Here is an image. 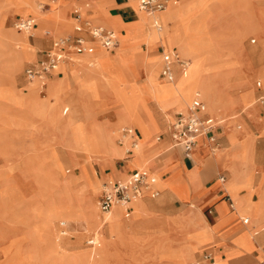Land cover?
I'll use <instances>...</instances> for the list:
<instances>
[{
	"label": "crops",
	"instance_id": "crops-1",
	"mask_svg": "<svg viewBox=\"0 0 264 264\" xmlns=\"http://www.w3.org/2000/svg\"><path fill=\"white\" fill-rule=\"evenodd\" d=\"M97 1L105 2L103 14H100V7L99 9L97 7V15L101 17L107 16V20L112 25L106 20L105 22L118 32L121 40V35L126 34V29L136 30V27L142 20L141 17L143 13L138 9L139 0H135L134 2H136V8L140 12V15L133 7L132 0H64L65 3H63L60 8L71 18H74L75 11L78 10L84 18L89 19L93 24L104 26L98 23L97 16H92L94 10L91 6H96ZM77 5H82L84 11L77 8ZM39 10L43 11V8L39 6ZM214 10L218 20L216 23L212 24V27L216 29L219 27L222 29L230 28L232 33L237 35L236 43L231 46H224V52L223 55L220 56V61L225 62L233 60L237 62V65L229 72L232 81L228 84H224V82H221L217 77L209 78L205 76L199 84L204 95L202 96L200 91H196L194 92V98L196 94L199 93L202 98L205 99L208 105L206 115L213 116L217 120V128L214 129L213 133L217 136L218 145L226 146L228 144V132L225 130L227 128L231 131V128H233L232 122L234 121L235 123V119L232 118V115L233 113H240L242 109L245 108L246 98L244 94L249 88L253 87L251 77L258 75L259 69L264 66V58H261L264 53V0H233L231 3L220 6L217 5V9L215 8ZM243 15H247L245 20L241 19ZM19 20L25 21L31 19L30 17H21ZM152 20L153 18L151 21ZM155 21L158 25L155 24L159 27L160 23L158 19ZM173 24L176 25V20L173 21ZM38 26L39 25L33 21L30 30ZM61 28L64 27L61 26ZM69 33H74V29ZM144 33L142 29V37ZM82 34L86 37H90L86 31L82 32ZM41 42L48 44L49 40L47 38L41 39ZM52 43L48 49L43 51V54H41L36 61L27 65L25 69L38 62L40 59L45 58L47 52L52 47ZM138 46L140 49H137L133 54L129 51L123 53V62L135 75L140 76V80H146V68L152 70L156 67L154 59L147 60V56L150 55L154 57L155 53L158 52L162 56L159 76L162 79V83L164 82L167 84L168 88L164 94H161V99H158L154 94L150 93L151 97L146 98L147 109L145 110L141 109L139 105L134 107L137 101L142 100V89L144 88L147 90L145 83L142 88L140 85L129 87L124 84V82L114 81L115 73L112 67L113 64L116 63V47L113 49H106L112 56L106 53L103 54L105 56L102 55L105 60V65L99 66L100 71H93L92 68L88 67L87 63L79 65L77 70L68 67L69 64L67 63L79 60V57H76L80 54H71L66 61L62 63L64 66L66 65L65 75L70 82L72 79L76 80L77 77L88 78L87 95L99 89L101 91L99 98L91 102L90 109L93 121L99 124L97 127L99 132H101L103 143L102 150L107 153V155L102 156V159L97 160L99 168L104 169V177L106 176L105 180L102 182V188L104 182L125 179L131 173L139 169H143L148 173L151 171L158 172L162 180L171 179L173 182H178V179H180L194 183L199 179L203 182L204 186L199 192H194L191 189L189 197L182 198L178 195L176 188L169 180L168 183H165L160 188L153 186V188L159 192L158 195L152 196L147 192L144 196L133 200L134 202L129 204V215L125 214L126 208H123L122 212L120 207H115L114 209L120 214L118 219V226L122 229V234L120 236H123V224H125L127 232L123 237V242L117 239L115 242L110 243V238L115 236H111L108 233L106 234V255L111 252L110 255L107 256L106 264H150L151 260H155L154 256L158 252L157 249L162 245L182 247L180 249L182 252L184 251L190 254L187 264L191 263L193 259L196 260L203 257V255L208 252L213 253L215 257L218 255L221 259H227L228 264H264V245H261L260 242L264 241V225L260 229L257 228L252 231L253 233L259 231L257 235L258 240H255V247L252 250H250V245L243 237L244 228H253L256 223L263 219L264 198L258 196L257 193L254 194L253 198L250 192L242 195L246 192V189L241 190V194H239L232 184L227 186L226 183L230 178V171L228 173L227 170L223 169L216 171L214 168L210 170L206 168L205 163L210 155V147H214V144L205 136L200 137V141H197L194 150L190 154H186L180 146L174 144L172 139V122L178 116L186 114L188 112V104H191V102H189L191 94L189 91H183L184 88L181 87L179 83L182 74L177 76L180 73L178 62L175 61L171 65V71L173 72L172 80L162 75L164 67L163 54L170 52L179 55L178 46L174 45L168 48L161 41L153 43L150 50L144 41H138L136 47ZM201 47H203V49L198 51L200 57L196 59L195 62L199 63L213 59L212 56L208 54L209 52L211 54L210 49L204 44H202ZM229 50L233 51L231 55L228 56L227 52H229ZM89 54L93 55L94 53ZM25 69L24 76L26 81L30 84L31 82L29 81H31V79L25 74ZM61 69L62 67L57 73L52 72L47 78L53 76L61 78V76L64 75V71ZM226 70L229 69H223L221 71L223 72ZM98 73L104 77H109L111 91L101 87L104 85V81L98 80L100 87L96 84V77H99ZM206 74H213V71H208ZM6 83H9L8 79ZM13 83L16 86L15 78ZM41 84L44 89L41 93H44L48 85L47 80L41 82ZM256 87L259 90H254V93L255 96L258 93L256 100L262 108L257 106L259 107V111H257L255 109L256 107H252L249 111L242 112L237 120L248 123L250 130L259 132L262 134L260 138H264V124H262V120L257 116V114L260 113L264 117V103L261 102V98H264V86L261 79L256 81ZM221 88L227 90L221 93ZM19 89L27 90L26 87ZM73 91L78 94L77 97L84 96L82 94V86L77 83L73 87ZM46 96H48L47 91L43 96L39 94V101H42ZM117 99L123 101L122 111H119L120 104L117 102ZM156 100L159 101L161 106ZM175 103L181 104V106L187 109L185 111L178 110L177 106L174 105ZM73 107L75 106L73 105ZM69 110V105H66L63 110L65 117L73 113L71 112L69 115H66ZM17 111L22 112V119L13 120L12 117ZM139 111L140 114L138 121H135L136 124L134 123L135 126L126 127L132 128L135 131V139L137 141L144 138V133L148 135L147 131L149 130V135L146 137L147 140L144 142L140 153L137 155L141 161L144 159L149 160L148 168H140L134 165L132 160L135 154V148L131 146V137H122V132L118 136L111 134L112 131L118 129L116 127L120 124H130V117L132 115H137ZM219 115L225 117V122L219 121ZM138 123L145 125L148 130H145L143 133ZM228 124L230 125L228 126ZM246 133V130L234 132L230 135V139L231 141L235 140L234 142L242 150L247 147L249 141L253 142V157L256 164L257 142L255 143L254 138H244ZM61 138H63V136L60 131L51 124H48L47 120L39 116L26 114L25 110L16 109L12 104L0 99V173H10V170L14 169L19 163L24 150L30 146H37V148L42 150H48L50 147L59 149L65 161V165L67 163L75 164L79 159H83L81 156H76L72 161L69 160L66 156L67 153L65 154L60 144ZM114 142L117 146H114ZM54 144H58L59 146L56 147ZM128 149H131L130 153L127 152ZM217 154H215V157H217ZM196 159H198L197 163L195 162ZM213 165L220 166L219 163L214 162V158L209 160V166ZM195 166L199 167L198 179H195V171H193ZM175 173L179 175L178 178L174 177ZM250 176L253 179V185H255L257 178L253 175V170ZM13 178L14 177L11 178V181L14 180ZM262 185H264V181ZM100 188L101 186L99 184L98 189L100 192L98 196H100L102 191ZM21 189H24V187H21ZM230 193H233L239 198L240 207L245 208L243 214L240 213L239 208L238 213L233 209L231 205L233 198ZM139 199L142 200L138 202ZM94 203L99 207L95 198ZM78 205L72 209V217L78 220L83 219V222H86L89 226L94 214L93 210L88 209L81 212ZM2 207H4V203ZM133 210L135 211L132 215ZM42 212H44V210ZM12 214L13 212L9 210L6 216L0 219V230L8 231V238L4 239L0 237V259L3 258V247L18 235L15 233L16 230L21 229V225L15 223ZM122 215L124 217H122ZM92 221H95V223L97 222L94 219ZM104 222L106 224L108 223L107 221ZM77 223L74 222V224ZM142 225H145L146 229L139 230L138 233H135ZM59 226V232L62 233L64 237L74 232V226L67 224L63 220H59ZM151 228L152 230L149 231ZM59 232L56 233V236ZM70 237L73 239L75 235L73 234ZM92 237H95L97 244H99V239L93 232L85 239L88 247L95 246H91L87 242L88 239ZM195 237L201 239L202 242H199ZM30 239L31 238H29V241ZM35 240H37V238L31 242L30 247L34 244ZM28 248H25L24 252ZM79 249L80 251L62 255L60 263L78 264V255L80 256V252L83 251L81 249H85V247L80 246ZM25 259L26 260L22 262V264H26L27 260H30L31 264H50L51 261L55 260L54 258L49 259L46 254L39 256V258L38 256H32L31 258L25 257ZM60 263L58 260L55 264Z\"/></svg>",
	"mask_w": 264,
	"mask_h": 264
},
{
	"label": "rangeland",
	"instance_id": "rangeland-1",
	"mask_svg": "<svg viewBox=\"0 0 264 264\" xmlns=\"http://www.w3.org/2000/svg\"><path fill=\"white\" fill-rule=\"evenodd\" d=\"M134 1L135 0H132V5L136 9V12H138L136 8V2ZM232 1L233 0H179L178 4L170 5L165 11L159 12L161 14L167 13L169 11V16L172 17V25L169 28V32L168 30H165L166 32L164 31L165 35H158L157 33L150 32L149 26L151 23H148L146 26V23L143 20L139 22L136 30L126 29V34L121 35L122 42L120 47L115 49L117 58L115 59L116 63L113 64L112 70L115 73V80L117 82H124V84L129 87H132L133 85L135 87L137 85L142 87L144 83L146 84L148 90L142 87V100L137 101L134 107L139 105L141 109H147L146 98L151 97L150 93L154 94L158 99H161V94H164L168 89L167 84L164 85V82L162 83V80H159V84L156 86V92H154L149 86L148 77L147 80H140V76L135 75L123 62V53H125V51H129L133 54L137 49H140L139 46L136 47L138 41H144L148 45L149 50L152 48L153 43L159 41L163 42L168 48L174 45L178 46L180 59L189 61V64L182 68V65L177 63L180 67V73L177 76L182 74L179 83L180 86L184 88L183 91H189L191 94L189 98V102L191 103L194 98V92L200 91L201 95H204V92L201 90L199 84L202 82V79L205 76L209 78L217 77L221 82H224V84H228L230 81H232L229 72H231L236 67L237 62L233 60L222 62L220 61V56L223 55L225 45L231 46L232 44L236 43L237 35L232 33L230 28L222 29L219 27L216 29L212 27V24L216 23L218 20V17L214 12V9H217V5H224L231 3ZM49 2H51V0H35L34 5L31 6L28 4L29 2L26 4L25 0H0V19L5 17L3 25H0V99L12 104V106H14L16 109L25 110L26 114L39 116L44 120H47L48 124L56 127L63 136V138H61L60 144L62 145L65 154L67 153L66 156L69 158V160L72 161V159L76 156H81L83 159H79V161L75 164L67 163L65 165V161L63 160L61 151L59 149L50 147L48 150H42L37 148V146H30L24 150L19 163L14 169L10 170V173H0V204L2 203L3 199L5 201L3 202L4 210L0 212V219L5 217L7 212L10 210L13 212L12 217H14L15 223L21 225V229H18L15 232L18 235L3 247V258L0 259V264H10L16 262L17 260H22V262H24L26 260L25 257L31 258L32 256H38L39 258V256L45 254L49 259L54 258L56 261L59 260L60 263L62 255L74 251H80V246L85 247V249H81L83 251L80 252V256L78 255V264H106L107 256H109L111 253L109 252V254L106 255V244H97L94 247H88L85 242V239L88 238L93 232L100 240V231L104 233L105 230H108L107 225H109L110 221V218L107 217L108 215L101 212L100 208L99 214L102 217H105V221L108 222L107 224L105 223L107 226H105L106 229H104L103 226L101 228H97L95 226V221H92L95 216L98 215L94 198L98 203V195L100 192L98 186L99 184L100 186L102 185V182L106 177H104V169L99 168V163L97 160L102 159V156L107 155V153L100 148L98 142H95L94 144L90 143L92 142V137L96 134L97 126L99 125L98 122L93 121L90 107L91 102L99 98L101 94L100 89L94 93L86 95L85 101L83 103H79L77 101L78 95L73 91V87L76 85L77 81L72 79L70 82V87L71 92L73 93L72 98L75 100L71 102L72 105H69L70 110L66 115H69L71 112H73V109H75L74 112L67 117L64 116V104H60V106H58L54 102H48L40 108L41 110H33L34 108H32L30 104H28L24 99L22 100V98L26 96V94H29V92L32 90V82L29 84L24 76L25 67L36 61V59L39 58L41 54H43V51L51 46L52 41L56 37L68 34L74 26L75 19L69 17L68 14L64 13L60 8V6L65 3L64 0H56V2L52 3L51 5L47 4ZM44 3L46 5L43 8V11H40L39 6ZM78 6L82 7V5H77L76 7ZM91 7L94 10L92 16L98 17V23H103L109 26L107 24L108 22L110 25H112L107 20V16L101 17L99 15V18L97 15V7L98 9L100 7V14H103V7L105 8L104 1H97L96 6ZM12 8L14 11H12ZM83 9L84 8L82 7V11H84ZM24 14L35 15L36 23L39 25L33 29L31 36L30 34L27 36L30 46L21 40H13L12 47H9L8 49L4 43V40L6 39V33H8L9 30L23 32V30H21L17 24L21 21L19 18H21ZM142 16L144 19L150 18L149 16L146 17V15L143 14ZM246 18L247 15H243L241 19L245 20ZM105 20L107 22H105ZM174 20H176V25L173 24ZM61 26L64 28H61ZM46 29H51L53 34L45 33ZM142 29L145 32L143 37L141 36ZM46 38L49 40V43H42L41 39ZM167 42L169 43L168 45L166 44ZM202 44L206 45L210 49L211 54L210 52L208 54L212 56L213 59L196 63L195 60L200 57L198 51L203 49V47H201ZM28 49L31 50V55H28L29 57L27 56V58L21 62V65L17 71H13L9 66H11L13 63L12 54L14 51H25ZM186 50H188L187 55L183 53ZM232 51L233 50H229V52H227L228 56L231 55ZM104 53L112 56L109 51L97 47L96 52L93 55L89 57H76L79 60L69 62L68 67H71L73 70H77L79 65L87 63L88 67L92 68L93 71H100L99 66L105 65V60L102 56ZM261 58H264V53L262 54ZM150 59H154L155 66L158 67L157 69L160 72L162 65L161 54L156 52L154 57L148 55L147 60ZM223 69L229 70L222 72L221 70ZM208 71H213V74H206ZM98 76L99 77H96V84H98V80L104 81V85L101 87L111 91L110 80L99 73ZM56 77L57 76H54L51 79H57ZM14 78L16 86L13 83ZM251 78L253 87L249 88L244 94V97L246 98L245 108L242 109L240 113H233L232 118L235 119V123L234 121L232 122L233 128H231V131L227 128L225 130L228 132V144L226 146L220 145V150L216 155L217 157H215V152H213L210 147V155L207 158L205 166L208 170L214 168L216 171H219L220 169L227 170L228 173L230 171V178L228 180L229 182L232 178L231 169L224 165L223 161L225 159L222 161L223 156L227 157V159H230V161L236 165V168L243 177L246 185L249 184V186L243 188L246 189V192L242 195L250 192L253 198L254 194L256 193L261 198H264V185H262L264 181V138H260L262 134L259 132L250 130L248 123L237 120L239 119L238 117L241 116L242 112L249 111V109L252 107H256L255 109L259 111V107H261L259 102L256 100L258 93L255 96L254 90H259L256 87L257 80L261 79L264 86V66L259 69L258 75H254ZM7 79L9 83H6ZM51 81L48 82V85L45 89L47 93L49 89V83ZM17 86L19 88L26 87L27 90L19 89ZM36 90L35 94L37 95L40 94L43 96L46 94V91L41 93L37 86ZM224 90L227 89L221 88L220 92L222 93ZM46 97H49V94ZM46 97L43 99H46ZM117 102L120 104L119 111H122L123 101L117 99ZM157 102L159 103V101ZM73 105L75 107H73ZM174 105H176L178 110L181 111H185L187 109L178 103H175ZM189 105L190 104H188V107ZM139 114L140 111L137 115H132L130 117V124L122 123L116 128L119 130L125 128L126 126L134 127L135 121H138ZM21 116L22 112L17 111V113L13 115L12 119L20 120L22 119ZM257 116L262 118L263 121L261 122L264 124L263 115L258 113ZM221 117V122H225V117L223 115ZM138 125L140 126L143 133L145 130H148L145 125L141 123H138ZM229 125L230 124H228V126ZM243 130L247 131L244 138H254L255 143L257 142L256 164L254 157L252 161L244 162L236 155L232 154L231 156H228L233 151V147L231 146H234L235 141H231L230 135L234 132H241ZM148 135H145L144 133V138L139 140V145L134 149L135 154L132 161L134 165L140 168H148L149 165V160L144 159L141 161L137 156L140 153L144 142L147 140L146 137H148ZM54 146L58 147L59 145L54 144ZM212 158H214V162L219 163L220 166H209V160ZM259 159L260 163L258 165ZM226 161L227 160H225V162ZM195 162L197 163L198 159H196ZM252 170L253 175L257 178L255 185H253V183L246 182V180L250 179ZM193 171H195V179H198L199 167L195 166ZM92 173L97 181V187L95 190H90L85 184H83V181L92 177ZM149 176L151 178H155L153 186L156 188H160L170 180V183L176 188V192L182 198L189 197V192L191 189L194 192H199L204 186L203 182L199 179L194 183L180 179H178V182H173L171 179L162 180L158 172L152 171L149 173ZM178 176L179 175L177 173L174 174L175 178H178ZM12 177H14L13 181H11ZM233 184L234 186H237L235 183ZM21 187H24V189H21ZM230 194L233 198V209L236 211V213H238L239 198L233 193ZM141 200L139 199L138 202ZM77 205L81 212L91 208L94 210V215L92 216L93 219L90 221L89 226L86 224V222H83V219L78 220L77 218L75 219L72 217V209ZM43 210L44 212H42ZM134 211L135 210H133L132 215L134 214ZM122 217L124 216L122 215ZM59 220H63L67 224L74 226V232H71L70 234H74L75 238L72 239L70 234L64 237L62 233L59 232ZM72 221L78 223L74 224ZM263 224L264 217L260 220V222L256 223L253 228H244L243 237L250 245V250L255 247V244L250 239V235L253 233L252 231L254 229H260ZM145 229V225H142L136 230L135 233H138L139 230ZM151 230L152 228L149 229V231ZM57 232L59 233L56 236ZM107 233L111 236H115L111 237L109 240V242L112 243L117 239H120L123 242V236L126 232H123V236H120L122 234V229L116 228L112 234L108 231H106L104 234ZM0 237L4 239L8 238V231L0 230ZM29 238H31L30 241ZM36 238L37 240H35L34 244H32L30 247L31 242ZM260 242L261 245H264V241ZM25 248L28 249L24 252ZM181 248L182 247H171L167 245L160 246V248L157 249L158 252L154 256L155 260H151L150 264H173L174 254ZM217 257L219 264H228L227 259H221L218 255ZM55 260L51 261L50 264H55ZM22 262L16 264H22ZM26 264H31L30 260H27Z\"/></svg>",
	"mask_w": 264,
	"mask_h": 264
},
{
	"label": "built area",
	"instance_id": "built-area-1",
	"mask_svg": "<svg viewBox=\"0 0 264 264\" xmlns=\"http://www.w3.org/2000/svg\"><path fill=\"white\" fill-rule=\"evenodd\" d=\"M167 4L168 0H139L141 9L151 13L165 9ZM74 19V33L56 37L46 57L25 69V74L29 79L43 80L47 78L61 63L66 61L69 55L93 53L96 43L105 49H113L118 45V37L114 30L93 24L89 19L84 18L78 10L75 11ZM32 22V20H25L18 22L17 25L20 29L27 30L31 28ZM155 23L158 25L156 21ZM84 31L88 32L90 37L83 35ZM163 61L162 75L170 80L173 79L171 71L173 62L177 61L182 65V68L187 65V62L181 60L177 53H164ZM261 102L264 103V98H261ZM206 113V102L196 96L189 105L188 112L178 116L171 124V136L174 144L180 146L186 154L192 153L199 137L202 136H205L214 146L218 145L217 136L213 133L217 128V120ZM121 132L122 137L132 138L131 146L135 148L138 142L135 139V131L125 127L121 129ZM127 152L130 153L131 149H128ZM153 182L149 173L143 169L134 171L125 179L104 182L98 200L101 212L107 213L115 205H121L126 208L125 214L129 215V204L133 200L144 196L147 192L152 196L159 194L153 188ZM87 242L91 246L97 244L95 237L89 238ZM189 264H216V257L213 253L208 252Z\"/></svg>",
	"mask_w": 264,
	"mask_h": 264
},
{
	"label": "bare ground",
	"instance_id": "bare-ground-1",
	"mask_svg": "<svg viewBox=\"0 0 264 264\" xmlns=\"http://www.w3.org/2000/svg\"><path fill=\"white\" fill-rule=\"evenodd\" d=\"M26 4L28 3L29 5L33 6L34 5V2L35 0H25ZM56 0H51V2L47 3L49 5H51L52 3H55ZM179 3V0H168V4L166 6L165 9L161 10V11H156V12H147L146 10H143L141 9L139 3H138V9L144 14L147 16H149L150 18L149 19H144V17L140 16L141 19L146 23V26L148 25V23L150 24L152 22V24H150L149 28H150V32H154V33H157L158 35H163L164 34V31L168 30L169 32V28L171 27L172 25V17L169 16V11L167 13H159V12H162V11H165L170 5H175V4H178ZM45 3L44 4H41L40 7L41 8H44L45 7ZM77 8H79L80 10H82V7L81 6H78ZM137 9V11H138ZM12 11H14V9L12 8ZM139 15H140V12L138 11ZM105 14V13H104ZM23 18H26V17H30V19L34 22H36V17L35 15H32V14H24L22 15ZM153 18V20L151 21V19ZM158 19V22L160 23V27H158L156 24H155V20ZM4 20H5V17H2L0 19V25H3L4 23ZM102 25L106 26V27H109L103 23H101ZM155 28H154V27ZM109 28H112V27H109ZM114 29V28H112ZM115 30V29H114ZM32 31L33 30H30V29H27V30H24L23 32H19V31H13V30H9L8 33H6V39L4 40V43H5V46L9 49V47L11 48L12 47V41L14 40H21L25 43H27L29 46H30V42L28 40V34L32 35ZM165 31V32H166ZM116 34H117V37H118V45L116 46V49L121 45V37L119 36L118 32L115 30ZM28 33V34H27ZM45 33H52L53 34V31L51 29H46L45 30ZM67 35V34H66ZM157 35V36H158ZM165 35V34H164ZM64 36V35H63ZM59 37V36H58ZM161 40V38H160ZM166 42V41H165ZM167 45L169 44L168 42L166 43ZM96 48L97 47H100L102 49H105L103 48L100 44L96 43ZM27 46V47H29ZM192 46V45H191ZM184 47V46H183ZM182 47V48H183ZM96 48H95V51L93 53L96 52ZM14 49V48H13ZM106 50V49H105ZM183 51V50H182ZM187 51L186 50L185 52H183L184 54L187 55ZM190 52V51H189ZM105 54V53H104ZM13 55V63L11 64V66H9L13 71H17V69L20 67L21 65V62L27 58L28 55H31V50H25V51H14V53L12 54ZM11 55V56H12ZM89 53H82L80 55H78L77 57H81V56H84V57H88ZM198 55V54H197ZM105 56V55H103ZM29 57V56H28ZM11 58V57H10ZM11 58V59H12ZM187 64H189V61H186ZM62 64V63H61ZM59 65L53 72L54 73H57L60 68L62 67V71H64V75L61 76V78H57L55 80H52L50 83H49V89H48V94H49V97H46V99H42V101H39V95L35 94V90H36V86L37 88H39L40 92H42L44 89L42 87V84L41 82H44L45 80H47V83L49 82L50 78H45L43 80H40V79H34V80H31L29 82H32V90L29 92V94H26V96H24L22 98V100L24 99L28 104H30V106L32 108H34L33 110H38L40 109L41 107H43L46 103H50V102H54L55 104H57L58 106H60V104H64L65 106L66 105H72L71 102L74 101L73 98H72V92H71V87H70V80L67 78V76L65 75V67L66 65L64 66V64L62 65ZM68 64V63H67ZM158 67L156 66L155 68H153L152 70H146V75L147 77L149 78L148 81H149V86L150 88L156 92V89H157V84L159 80H162L159 76V71L157 69ZM15 74V73H14ZM15 76V75H14ZM54 77V76H53ZM107 78L108 80L109 77H105ZM76 80L78 81L77 84H79L80 86H82L83 88V91H82V94L84 96H81V97H77V101L80 103H83L85 101V97L87 95V91H88V78H85V77H77ZM147 80V79H146ZM112 81V80H111ZM115 81V79H114ZM113 82V81H112ZM174 83V81H173ZM36 85V86H35ZM146 85V84H145ZM165 85V83H164ZM134 86V85H133ZM135 87V86H134ZM147 88V87H146ZM46 89V88H45ZM79 90V89H78ZM148 90V89H147ZM37 91V90H36ZM150 93V92H149ZM160 93V92H159ZM77 94V93H76ZM156 94V93H155ZM52 97H51V96ZM78 95V94H77ZM196 96H199L200 98H202V96L197 93ZM195 96V97H196ZM89 98V97H88ZM53 99V100H51ZM203 99V98H202ZM205 101V99H203ZM44 101V102H43ZM206 102V101H205ZM207 104V102H206ZM75 109V108H74ZM41 110V109H40ZM74 112V111H73ZM221 116H218V119L219 121L221 122ZM259 118L262 120V118L259 116ZM263 121V120H262ZM120 130V131H119ZM117 129L115 131H112L111 134L115 135V136H118L120 133H121V129ZM119 131V133H118ZM148 132V131H147ZM146 134V133H145ZM92 142L90 143H95V142H98L99 143V146L100 148L102 149L103 148V143H102V138H101V132H99L98 130V127H97V132L96 134L92 137ZM113 140V139H111ZM200 141V137L198 139ZM89 141V140H88ZM204 142V141H203ZM139 145V141L137 142V145L135 147H137ZM114 146H117L114 142ZM233 147V151L231 152V154H229L228 156H231L232 154L233 155H236L238 158H240V160L246 162V161H252L253 160V156H254V148H253V142H248L247 144V147L242 150L235 142H234V146ZM211 149L213 152H215V154H217V152L220 150V146L218 145H215L214 147L211 146ZM216 159V158H215ZM227 160L225 162V160ZM224 160V161H223ZM222 161L224 163L225 166H227L228 168L231 169V180L226 183L227 186L229 185H233V183H235L237 186H234L235 189L237 190V192L239 194H241V190L248 185H246L245 181L243 180V177L240 175L239 171L237 170L236 168V165L234 163H232V161H230V159H227V157H224L222 158ZM93 174V173H92ZM84 176V175H83ZM86 178V177H85ZM153 180H155L154 177H152ZM85 180V179H84ZM247 183H253V179L250 177L249 180H246ZM245 183V184H244ZM83 184L86 185V187L90 190H95L96 187H97V181L95 179V177L92 175V177H90L88 180H85L83 181ZM102 186V185H101ZM99 188V186H98ZM102 189V187L100 188ZM86 190V189H85ZM84 190V191H85ZM86 193V192H85ZM89 198V197H88ZM5 202L4 199L2 201V203ZM92 202V201H91ZM134 202V201H132ZM131 202V204H132ZM239 202V201H238ZM2 203L0 204V212L2 210H4V207H2ZM90 204V203H89ZM99 205V204H98ZM234 205H235V202H234ZM115 207H120L122 212H123V206L121 205H115L112 210H110L109 212H107L106 214L108 215L107 217L110 218V221H109V225H105V217H102L100 214H99V207L97 206L96 207V211L98 212V215L95 216V220L97 221L95 223V226L97 228H101L102 226L105 228V226L108 228V230H105L104 233L106 231H108L109 233H113L114 230L116 228H120L118 226V219L120 217V214L119 212L114 209ZM88 208V207H87ZM92 209V208H91ZM94 211V210H93ZM239 211L241 214H243L245 212V208L244 207H240V202H239ZM94 215V214H93ZM106 217V218H107ZM62 219V218H61ZM64 219V218H63ZM67 219V218H65ZM93 219V218H92ZM46 221V220H45ZM47 224V223H46ZM264 225V224H263ZM264 229V227H263ZM123 232H127V229H126V226L125 224H123ZM100 231V240H99V244L101 245H104L106 244L105 242V236L106 234H104ZM117 233V232H116ZM259 231H256L254 233H252L250 235V239L252 240V242L255 244V240H258L257 239V235H258ZM125 234V233H124ZM124 237V236H123ZM199 242H202L201 239L199 238H196ZM164 252V251H163ZM166 252V250H165ZM190 254H188L187 252H182L181 250H178L175 254H174V258H173V264H186V262L188 261L189 259V256ZM193 261V260H192ZM22 262V260H17L16 262H13V263H10V264H16V263H20ZM191 262V261H190ZM216 264H219V261H218V257L216 255Z\"/></svg>",
	"mask_w": 264,
	"mask_h": 264
}]
</instances>
